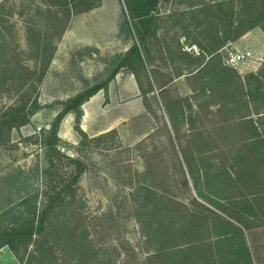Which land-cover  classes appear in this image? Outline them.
Masks as SVG:
<instances>
[{"label":"rangeland","instance_id":"rangeland-1","mask_svg":"<svg viewBox=\"0 0 264 264\" xmlns=\"http://www.w3.org/2000/svg\"><path fill=\"white\" fill-rule=\"evenodd\" d=\"M59 3L60 0H0V216L10 210L17 216L20 214L16 211H20L23 217L37 219L35 211L40 213L47 200L53 199L78 171L76 162L66 157L77 159L84 168L75 184L76 191L74 195L65 192L69 204L48 211V229L67 226L75 239L81 230L86 232L93 250L91 264H142L149 250L138 221L142 215L133 189L141 183L149 184L192 207L198 205L194 201L197 193L183 183L163 115L158 112L157 95L144 96L140 101L121 100L117 113L125 121H118V128H108L105 121L100 125L107 116H97L93 127L86 126L84 130L82 115L80 126L88 138L77 129L75 114L68 113L73 119L64 127L68 114L62 119L57 146L66 157L53 155L46 148V130L63 107L60 102L84 86L104 80L117 64L118 56L133 44L124 29V0H90L87 6L95 5L94 8L73 15L61 39L67 14ZM76 5L75 10L85 6ZM185 8L184 0L159 5L160 28L147 41L148 68L171 63L172 73L178 72V60L170 61L166 45L175 47L181 29L174 28L171 21L176 12ZM44 43L49 48L59 45L55 63L48 69L44 68L48 54L42 56ZM188 46L186 50L191 49ZM157 72L155 78L161 85L168 74ZM138 74L141 90L147 92L148 79L142 70ZM158 95L160 99L161 92ZM12 109L33 113L29 121L9 129L4 114ZM196 198L204 204V200ZM0 223L2 227L10 226L13 219L7 216ZM245 236L254 264H264V225L245 230ZM38 239L53 253L56 264L78 259L76 253L66 251L72 240L63 244L57 236L40 235ZM29 249L34 250L35 245Z\"/></svg>","mask_w":264,"mask_h":264},{"label":"trees","instance_id":"trees-1","mask_svg":"<svg viewBox=\"0 0 264 264\" xmlns=\"http://www.w3.org/2000/svg\"><path fill=\"white\" fill-rule=\"evenodd\" d=\"M169 1L124 0V29L133 44L118 56L117 64L104 80L86 85L60 102L63 107L46 130L45 146L49 152L66 157L57 146L60 123L68 113L75 114L77 129L88 138L80 126L81 107L98 91H107L119 69L128 68L138 84L139 70L148 81L149 73L155 77L158 69L148 71L147 41L160 28L159 5ZM60 2L67 15L59 39L73 15L95 6H87L90 0ZM184 2L187 8L176 12L171 21L181 33L175 47L166 45V53L171 62L178 60L181 66L185 65V72L178 70L175 74L185 75L192 93L174 97L161 90L159 109L166 114L163 122L185 187L189 190L192 187L196 197L213 207L200 203L196 197L198 205L189 206L176 197L161 194L149 184L135 187L132 193L142 215L138 221L149 250L142 264H254L245 230L264 225V63L256 73L240 75L226 64L224 47L255 28L264 33V0ZM77 3L85 6L75 10ZM183 39L190 42V50H186ZM56 51V45L49 48L44 43L42 56L48 54L45 69L51 65ZM167 81L165 84L170 80ZM141 91L146 96V91ZM32 111L12 109L4 114V123L9 129L19 127L29 121ZM66 158L76 162L78 171L53 199L47 200L40 213L35 208L37 219L23 217L20 211H16L20 214L17 216L10 210L0 216L2 223L7 216L13 219L10 226H0V248L8 246L21 264H56L53 253L38 239L40 235L57 236L63 244L72 240L66 251L76 253L78 259L69 264H91L93 250L86 232L81 230L75 239L67 226L48 229L46 225L49 210L70 203L64 194L69 191L74 195L84 168L79 160ZM35 235L38 238L34 239ZM31 244L35 245L34 250L29 249Z\"/></svg>","mask_w":264,"mask_h":264},{"label":"crops","instance_id":"crops-1","mask_svg":"<svg viewBox=\"0 0 264 264\" xmlns=\"http://www.w3.org/2000/svg\"><path fill=\"white\" fill-rule=\"evenodd\" d=\"M184 40V39H183ZM182 40V41H183ZM240 48H251L254 47L253 51L255 52L256 56L261 57L262 61L254 62L249 65H244L241 68L233 67L240 75H245L247 73H256L262 63H264V33L261 29L255 28L251 31H248L245 35H243L237 41L231 42ZM186 47V46H185ZM193 48V47H192ZM128 47L124 49L126 51ZM187 49V47H186ZM194 49V48H193ZM59 53V45L57 46V51L55 54L54 59L52 60L51 66L53 67L55 63V59ZM197 53V52H196ZM176 67L179 68L180 71L185 72V65L181 66L180 62H176ZM173 66L171 63L165 64L162 67L158 68L156 66H150L149 69H158L159 73L168 74L167 81L168 83L165 84V81L162 83V87L158 84V77L155 78L149 73V85L152 89H148L146 92V96L149 97L150 95H157L158 102L160 105L161 100L159 99L158 95L161 90H164L165 94L170 96H186L192 93V88L187 83L185 75H176L172 73ZM158 73V72H157ZM157 80V82H156ZM83 89V88H82ZM141 96V97H140ZM121 98V99H119ZM125 98H134V101L143 100V95L141 93V89L139 87L138 81L136 76L131 71H123L120 69L112 82H110L108 86V91L105 93L104 90L98 91L94 96H92L86 103L82 106L83 110V119H82V128L86 130V126L93 127L92 121H95L94 118L98 116V119L107 116V118H102V123L100 125L105 124V121L108 128H118V121H125L124 118H118V105L120 101ZM104 101H106L104 103ZM113 107V111H109V108ZM215 108V107H212ZM162 113L166 117L165 112L162 110L158 111ZM71 114L66 116V119L62 123V127L64 125H69L72 120ZM105 125V126H106ZM100 129V128H99ZM98 129V130H99ZM105 130V129H100ZM0 264H21L18 258L14 255L12 250L8 246H3L0 248Z\"/></svg>","mask_w":264,"mask_h":264},{"label":"built area","instance_id":"built-area-1","mask_svg":"<svg viewBox=\"0 0 264 264\" xmlns=\"http://www.w3.org/2000/svg\"><path fill=\"white\" fill-rule=\"evenodd\" d=\"M226 64L235 68H241L254 62L262 61L255 52L249 48H240L233 43H228L224 47Z\"/></svg>","mask_w":264,"mask_h":264},{"label":"water","instance_id":"water-1","mask_svg":"<svg viewBox=\"0 0 264 264\" xmlns=\"http://www.w3.org/2000/svg\"><path fill=\"white\" fill-rule=\"evenodd\" d=\"M182 43H183V45H185V46H188V45L190 44V42H189L188 40H186V39H184V40L182 41Z\"/></svg>","mask_w":264,"mask_h":264}]
</instances>
